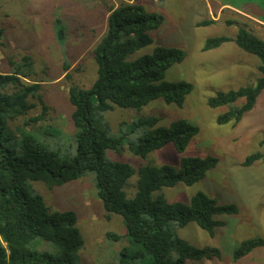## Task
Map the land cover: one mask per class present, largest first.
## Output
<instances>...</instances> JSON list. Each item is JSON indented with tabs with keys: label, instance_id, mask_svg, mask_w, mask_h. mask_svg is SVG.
<instances>
[{
	"label": "rangeland",
	"instance_id": "1",
	"mask_svg": "<svg viewBox=\"0 0 264 264\" xmlns=\"http://www.w3.org/2000/svg\"><path fill=\"white\" fill-rule=\"evenodd\" d=\"M131 2L148 12L160 14L164 22L150 33L152 44L136 51L127 60L150 54L155 47L181 49L185 58L165 71L164 81L186 82L193 90L181 107L157 99L140 111L115 107L106 113L111 134L125 139L121 151H106V159L127 163L134 169L124 189L127 197H131L136 191V172L142 164L166 165L177 171L181 157L217 158V166L197 183L191 186L178 183L161 190L169 202L187 204L191 197L203 193L219 204H235L239 209L236 215L215 217L225 224L215 228L212 237L194 223L173 228L175 235L188 244L216 248L221 254L219 259L186 264H264V248L253 250L238 261L232 260L233 250L242 242L264 239V158L250 166L243 165L252 154L264 156V144H261L264 140V92L253 109L236 124L219 125L218 117L228 109H212L207 103L218 92L253 84L259 77L260 61L239 50L233 42L214 50H203L207 39H234L243 25L260 39L264 37V0ZM118 3L119 0H0V73L10 72L8 57L16 62L29 57L34 74L24 81L41 85L38 94L47 106L44 113L38 100H30L34 108L25 117L8 123L15 136L31 133L49 145L62 142L61 152L73 153L69 148L74 129L69 120L72 108L68 91L72 86L89 88L94 82L97 67L92 49L106 30L109 8ZM205 21L214 23L200 25ZM57 26L65 33L63 44L56 39ZM65 64L69 66L68 71H64ZM149 117L156 118V127L160 128H167L178 119L186 120L197 127L198 133L183 154H179L173 144H168L142 160L126 147L128 143L137 144L140 137L132 122ZM35 118L36 121L31 120ZM26 121L28 125H23ZM31 187L42 196L51 212L76 213L77 227L84 240L79 264H116L123 251L128 255L142 252L139 245L130 242L122 219L102 209L91 176L54 189L39 182H31ZM109 234L118 239L110 238ZM35 248L51 251L52 247L38 240ZM150 262L151 258L144 255L133 264Z\"/></svg>",
	"mask_w": 264,
	"mask_h": 264
},
{
	"label": "trees",
	"instance_id": "2",
	"mask_svg": "<svg viewBox=\"0 0 264 264\" xmlns=\"http://www.w3.org/2000/svg\"><path fill=\"white\" fill-rule=\"evenodd\" d=\"M131 1L119 0L109 8L106 30L92 49L97 67L92 85L69 88L68 102L72 108L69 120L74 129L69 148L73 153H62L59 149L64 146L62 142L49 145L34 134L18 137L10 130L9 121L25 117L34 108L30 100H38L44 113L47 106L38 94L41 85L24 81L34 74L30 58L23 57L20 62L7 58L10 72L0 73V264L80 263L84 240L77 227L76 213L51 212L42 196L32 189L31 182L54 189L86 176L92 178L102 209L119 216L130 242L142 248V252L133 255L123 251L116 264H133L144 255L151 258L149 264H186L221 256L216 248H197L179 239L173 228L194 223L212 237L215 228L225 224L215 217L238 214L237 205L219 204L203 193L191 197L187 204L169 202L161 193L163 188H172L178 183L191 186L202 180L217 166V158L181 157L177 171L166 165L142 164L136 172V191L127 197L124 189L134 169L127 163L108 161L105 157L106 151H121L125 141L123 136L111 134L106 113L115 107L140 111L157 99L181 107L193 90L186 82L164 81L165 71L185 58L181 49L155 47L150 54L127 60L152 44L150 33L164 22L160 14L148 12ZM213 23L205 21L200 25ZM58 26L56 39L63 44L65 33ZM1 35L0 30V39ZM228 42L259 59V77L249 86L218 92L208 100L212 109H228L218 117L219 125L239 123L264 92V37L260 39L243 25L234 39H207L203 50H214ZM68 69L65 64L64 71ZM156 122L152 117L132 122L140 137L137 144L128 143L126 150L146 160L154 151L173 144L183 154L198 133L197 127L186 120H175L167 128L156 127ZM263 158L260 153L252 154L243 165L250 166ZM38 240L50 244L51 251L37 250ZM257 248H264V239L244 241L233 250L232 260L238 261Z\"/></svg>",
	"mask_w": 264,
	"mask_h": 264
}]
</instances>
